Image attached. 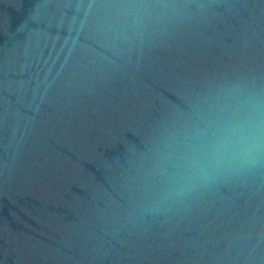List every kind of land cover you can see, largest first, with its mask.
<instances>
[{
  "label": "water",
  "instance_id": "1",
  "mask_svg": "<svg viewBox=\"0 0 264 264\" xmlns=\"http://www.w3.org/2000/svg\"><path fill=\"white\" fill-rule=\"evenodd\" d=\"M232 87L264 0H0V264H264V158L183 164Z\"/></svg>",
  "mask_w": 264,
  "mask_h": 264
},
{
  "label": "clouds",
  "instance_id": "2",
  "mask_svg": "<svg viewBox=\"0 0 264 264\" xmlns=\"http://www.w3.org/2000/svg\"><path fill=\"white\" fill-rule=\"evenodd\" d=\"M210 117L214 137L189 145L183 164L206 177L222 167H250L264 158V96L245 93L239 87L222 89L213 101ZM191 178V177H189Z\"/></svg>",
  "mask_w": 264,
  "mask_h": 264
}]
</instances>
